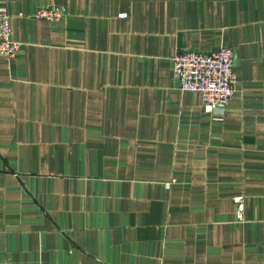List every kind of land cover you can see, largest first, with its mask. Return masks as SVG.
I'll return each instance as SVG.
<instances>
[{
	"label": "crops",
	"instance_id": "crops-1",
	"mask_svg": "<svg viewBox=\"0 0 264 264\" xmlns=\"http://www.w3.org/2000/svg\"><path fill=\"white\" fill-rule=\"evenodd\" d=\"M3 1L0 264H264V0ZM216 46L220 119L171 73Z\"/></svg>",
	"mask_w": 264,
	"mask_h": 264
},
{
	"label": "built area",
	"instance_id": "built-area-1",
	"mask_svg": "<svg viewBox=\"0 0 264 264\" xmlns=\"http://www.w3.org/2000/svg\"><path fill=\"white\" fill-rule=\"evenodd\" d=\"M62 5H42L36 7L32 16L45 20H55L63 15ZM19 47V42L11 39L8 13L4 1L0 0V55L11 57ZM232 50L227 46H216L208 51L195 49L175 53L171 73L180 90L198 91L201 108L212 119H220L222 106L233 96L235 76L231 64ZM165 187L168 182L163 183ZM234 216L242 217V194L233 196Z\"/></svg>",
	"mask_w": 264,
	"mask_h": 264
},
{
	"label": "water",
	"instance_id": "water-1",
	"mask_svg": "<svg viewBox=\"0 0 264 264\" xmlns=\"http://www.w3.org/2000/svg\"><path fill=\"white\" fill-rule=\"evenodd\" d=\"M236 63H237V60L235 59V56H234V54H233V52H232L231 64H232V66H233V65H235Z\"/></svg>",
	"mask_w": 264,
	"mask_h": 264
}]
</instances>
